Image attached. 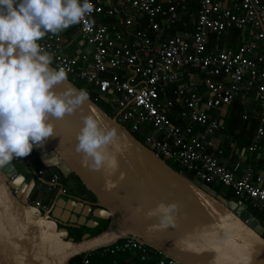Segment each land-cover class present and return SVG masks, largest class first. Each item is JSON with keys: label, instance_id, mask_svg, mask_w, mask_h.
<instances>
[{"label": "water", "instance_id": "obj_1", "mask_svg": "<svg viewBox=\"0 0 264 264\" xmlns=\"http://www.w3.org/2000/svg\"><path fill=\"white\" fill-rule=\"evenodd\" d=\"M0 137L73 175L89 195L61 182L54 191L0 150V264H70L123 237L177 264H264L262 228L244 203L171 167L1 19ZM39 181L53 192L48 208L30 201ZM96 219L105 220L99 231L70 233Z\"/></svg>", "mask_w": 264, "mask_h": 264}, {"label": "built area", "instance_id": "obj_2", "mask_svg": "<svg viewBox=\"0 0 264 264\" xmlns=\"http://www.w3.org/2000/svg\"><path fill=\"white\" fill-rule=\"evenodd\" d=\"M15 1L0 0V19L59 73L84 80L106 97L113 115L131 133L141 124L155 130L157 135L148 132L143 143L166 161L208 185L227 187L238 203L264 210V173L254 175L246 167L238 174L209 150L210 136L220 124L215 112L207 113L233 102L245 105L243 121L250 112L257 116L247 149L264 154V0H197L187 19L193 28L172 33L171 25L187 13L185 0H23L27 6ZM54 8L72 16L89 51L66 53L50 17ZM113 15L121 17L110 24L103 20ZM232 30L244 38L237 49L210 48L211 37ZM197 68L203 77L194 79V71L186 83L176 85L184 71ZM5 143L0 139V147ZM46 180L55 186L60 175L53 172ZM34 204L44 208L40 201ZM258 223L264 234V218ZM94 252L134 253L136 264L177 263L148 244L123 237L81 254L78 264H89Z\"/></svg>", "mask_w": 264, "mask_h": 264}, {"label": "crops", "instance_id": "obj_3", "mask_svg": "<svg viewBox=\"0 0 264 264\" xmlns=\"http://www.w3.org/2000/svg\"><path fill=\"white\" fill-rule=\"evenodd\" d=\"M36 1L43 2L44 0ZM193 2L197 4V0H189V2H185V11H187V13H182L181 18H183V21L181 20L178 23L172 24L171 30L168 31L169 33H172L173 29L175 28L182 29L185 27H191V22L187 19L189 18V13L194 15L196 11V9L194 11L190 10V5L193 4ZM14 4L27 6L26 2L23 0L15 1ZM50 17L55 24V31L60 34L63 39L64 49L67 54L79 56L81 53L89 51V47L79 36L77 24L69 13L62 9L54 8L50 11ZM120 17L121 16L113 15L112 17H103V20L110 24L115 21L116 18ZM182 22H186V24L183 25ZM243 40L244 38L240 35L238 30H232L226 33H222L218 36L211 37L209 46L210 48L215 50H224L228 48L235 50L239 45L242 44ZM194 71L198 73L196 76H194V79H196L197 76L203 77L202 72H199L198 68L191 72L184 71L179 77L176 85H183L184 83H186V81L191 79L192 72ZM176 85H174L173 87H175ZM173 87L172 89H175ZM172 89H170V92L173 91ZM203 89L204 87L203 85H201L200 90L202 91ZM202 95L205 96L206 94L202 93ZM255 103L256 100L255 97H253V99L251 100V104L255 105ZM240 106V122L235 124L231 123V118L234 114H238V112L236 111V109H234L233 111L231 108L232 106L223 105L216 111L207 110L208 114H213L214 112L216 113L217 119L220 124L219 130L215 131L210 136L211 144L209 150L217 155L220 158L221 162L227 168L235 171L238 174H241L246 167H250L254 175L263 174L264 154L260 151L250 152L247 149L253 135L251 133L253 125H250V127L248 128L247 125L244 124L245 122L247 124L254 123L255 128L257 124V116L256 114L250 112L248 119L243 121L241 119V116L247 111V107L243 104H241ZM254 128L252 130L253 133ZM25 157L26 158L23 157L24 161L17 166L20 170H27L28 167L35 169L36 171L42 169L44 174L41 176L44 179H47L48 176L56 169L44 167L37 157L34 158V155L27 154ZM29 161L32 162V165H29ZM28 178L29 176L27 177V179ZM59 182H61L63 187L66 188L62 180H59ZM69 185H71V190H68ZM68 188H66V192L68 193H74L85 198H89L88 193L77 184L76 180L73 177H70V180L68 181ZM44 189L45 185L40 181L37 182L36 188L30 194V201L32 203H34L35 201H40L44 208H48L51 205L53 192L45 193ZM56 190H58V187L54 188V191ZM116 262H118L119 264H136L137 258L134 253H122L116 255V257L112 259L113 264ZM96 264L104 263L98 262Z\"/></svg>", "mask_w": 264, "mask_h": 264}, {"label": "trees", "instance_id": "obj_4", "mask_svg": "<svg viewBox=\"0 0 264 264\" xmlns=\"http://www.w3.org/2000/svg\"><path fill=\"white\" fill-rule=\"evenodd\" d=\"M185 2H189V0H185ZM196 9V4L193 2V4H191L190 5V10H192V11H194ZM183 29V28H182ZM218 50H220V49H218ZM69 79V78H68ZM77 87H79V86H77ZM176 87V86H175ZM175 87H173V88H175ZM79 88H82V89H84V90H86L87 91V93H88V97L89 98H91L98 106H100L107 114H109V115H112L113 114V112H112V110H111V105L109 104V102L107 101V98L106 97H100V95L95 91V90H91V89H89L88 90V88L86 87V86H81V87H79ZM169 96L170 97H172L173 95L172 94H169ZM241 105V103H238V102H233V103H231V104H229L230 106H232L231 108H232V110L234 111V109H236V111L238 112V114H234L233 116H232V118H231V123H233V124H235V123H239L240 122V116H239V111H240V105ZM244 124H246L247 125V127L249 128L250 127V125H253V128H254V123H251V124H247L246 122L244 123ZM253 128H252V130H253ZM252 130H251V133L253 134V132H252ZM135 136H136V138H138L140 141L142 140L141 139V137L140 136H138V135H136V132H134L133 133ZM143 142V141H142ZM26 156V155H25ZM25 156H23L24 158H26ZM168 162V164L171 166V167H173L174 169H176V170H180V169H182L180 166H178V165H176L175 163H173V162H171V161H167ZM54 172H56V173H58L60 176H61V174H60V172L57 170V169H55V171ZM71 177H73V175H70ZM75 180H76V182H77V184L82 188V186H81V184L79 183V181H78V179H76L75 177H73ZM213 189H215V190H217V189H222L223 190V193H221V195L222 196H224L225 198H232V199H234L235 197L233 196V193H232V191L230 190V189H228L227 187H224L223 185H221V184H218V185H213V184H209ZM256 211H257V215H254L253 214V216H255L256 218H258V220H260V219H263L264 218V210H258V209H255ZM260 218V219H259ZM85 228H86V226H80L79 227V229H80V231L78 232V234L77 235H74V237L76 238V239H78L79 238V236H80V234L82 233V230L84 231L85 230ZM96 231H98V230H96ZM96 231H94V232H96ZM152 247V246H151ZM152 248H154V247H152ZM155 249V248H154ZM155 250H157V249H155ZM157 251H159V250H157ZM160 252V251H159ZM161 254H163L162 252H160ZM118 254H122V253H113V254H107V255H105V256H101V255H99L98 256V253L97 252H94L93 254H92V256L90 257V262H89V264H96V263H98V262H100V263H106V264H113L112 263V259H114L115 257H116V255H118ZM165 255V254H164ZM79 259H80V255L79 256H77V257H74V258H72L71 259V262H70V264H78L79 263ZM116 263H118V262H116ZM177 264V263H176Z\"/></svg>", "mask_w": 264, "mask_h": 264}, {"label": "rangeland", "instance_id": "obj_5", "mask_svg": "<svg viewBox=\"0 0 264 264\" xmlns=\"http://www.w3.org/2000/svg\"><path fill=\"white\" fill-rule=\"evenodd\" d=\"M73 83H74L76 86H79V87H81V86H87L88 89L91 88V85H88L84 80L74 79ZM146 128H148V125H147V124H141L139 130L136 131V135H138V136L141 137V139H142L141 141H144L145 135H146L148 132H150V134H152V135H157V132H156L155 130L152 129L151 131H149L148 129L145 130ZM147 146H149V145H147ZM21 159L24 161L22 155H21ZM17 166H18V165H17ZM70 177H71V176H68V177L60 176V180H62V182L64 183V185L66 186V188H68V181L70 180ZM68 190H71V185H69ZM216 191H217L219 194L223 193V190H222V189H217ZM246 208H247V210L250 212V214H252V215H253V214H254V215H257V211H256L255 209H253L252 207H250V206L247 205ZM259 219H260V218H259ZM260 220H261V219H260ZM99 222H100V223H99ZM104 222H105L104 219H101V220H97V219H96V222L94 221V222H92V223H93L92 225L86 226V228H85L84 231L92 232V233H93V231H96V230L99 231V229H98L97 227H98V226L101 227V225H102ZM88 227H90V228H88ZM82 232H83V230H82ZM70 233H71L72 235H77V234H78V232L76 231V229H73V228H71V227H70ZM92 233H90V234H92ZM262 235H263V237H264V234H262Z\"/></svg>", "mask_w": 264, "mask_h": 264}, {"label": "bare ground", "instance_id": "obj_6", "mask_svg": "<svg viewBox=\"0 0 264 264\" xmlns=\"http://www.w3.org/2000/svg\"><path fill=\"white\" fill-rule=\"evenodd\" d=\"M187 28L191 29V28H193V25H191V27H187ZM180 30H182V29H180ZM2 138H5V137H0V139H2ZM5 139H6V143L0 147V150H4L6 152V155L13 162V164L16 166V168L18 170H20L17 167V165H19L23 162V160L21 159V155L24 156L25 152H27V151H26V149H24L22 147H17L14 144L10 143V141L7 138H5ZM10 148H13V150H14L12 153L9 152ZM27 154H33V153L27 152Z\"/></svg>", "mask_w": 264, "mask_h": 264}, {"label": "clouds", "instance_id": "obj_7", "mask_svg": "<svg viewBox=\"0 0 264 264\" xmlns=\"http://www.w3.org/2000/svg\"><path fill=\"white\" fill-rule=\"evenodd\" d=\"M66 189V188H65Z\"/></svg>", "mask_w": 264, "mask_h": 264}]
</instances>
